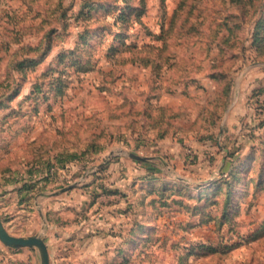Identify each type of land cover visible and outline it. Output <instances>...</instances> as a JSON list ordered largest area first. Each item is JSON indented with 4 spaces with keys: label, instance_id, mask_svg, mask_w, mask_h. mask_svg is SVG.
<instances>
[{
    "label": "rangeland",
    "instance_id": "obj_1",
    "mask_svg": "<svg viewBox=\"0 0 264 264\" xmlns=\"http://www.w3.org/2000/svg\"><path fill=\"white\" fill-rule=\"evenodd\" d=\"M251 71L264 0H0L4 227L29 210L50 264H264V146L232 167L193 146Z\"/></svg>",
    "mask_w": 264,
    "mask_h": 264
},
{
    "label": "crops",
    "instance_id": "obj_2",
    "mask_svg": "<svg viewBox=\"0 0 264 264\" xmlns=\"http://www.w3.org/2000/svg\"><path fill=\"white\" fill-rule=\"evenodd\" d=\"M258 73L259 71H256V72L251 71V72L245 73L244 75H241L242 77L238 78L239 81H242L245 84L250 83L249 84L250 86L249 85L246 86L244 95L239 94L236 97V94L238 93V91L239 92L243 91V89L241 90V86H243V83L238 84V85L235 84L233 86L231 99H229V101L226 104L224 114L222 115L220 119H218V121L220 122L219 124L220 127L216 131V133L219 134L220 137L219 138L217 137L216 139L215 137H213V139H210V137H207L206 139H202L200 141L193 139V146L200 150V154H202L204 151H207V150L214 151V152L217 151L218 153H220L219 155L220 165L224 163L226 165L228 164V160L230 158L228 156L230 152L231 153L234 152L236 155L238 154L240 156H244L246 153L249 152L252 146H254L253 149L258 150V145H255V143H257L256 136L258 135V133L260 134L263 133L264 129H257L255 127L256 122L252 116V112L250 108L251 104L247 96V94L249 93L251 89H253V87L257 86L259 83L264 84V80H258V81L254 80L255 75L257 76ZM251 116L252 118H250ZM248 120H250V122H248ZM246 156L247 155H245L244 157L247 158ZM140 169H141L140 170L141 172L143 168H140ZM146 170L147 169L145 168L144 173H143L144 176L147 173ZM61 190L62 189H60V191ZM96 204L97 202L95 203V205ZM113 207H116V206H114L113 202H111L110 204L105 205L103 208H98V210H100L99 211L100 213L101 212L104 214L106 213L105 215H107L108 212H113ZM21 209L23 208L21 207V205L18 204L15 207V211L13 214L14 219L12 218L13 220L10 221V224H14L16 226L14 229L12 228L14 232L12 234H15V235H23L21 228H18V227H21V225L15 224L18 222L16 220L17 217L19 215H22V216L25 215L24 213H27L26 215H30L29 210L26 209L25 212H22ZM20 212H22V214H20ZM44 215L45 217L48 216L46 215V212H44V214H42V218L44 217ZM96 220L99 221V224L101 223L99 217L96 218ZM35 234H38L40 237H42V239L44 240L47 246L48 243L46 242L44 235H42L41 233H35ZM2 250L5 252L10 251L8 250V248H3V247H2ZM15 252L16 253L19 252L20 256L27 257L28 253H30L31 250H26L23 248L21 249L16 248ZM14 255L18 257L17 254H14Z\"/></svg>",
    "mask_w": 264,
    "mask_h": 264
},
{
    "label": "trees",
    "instance_id": "obj_3",
    "mask_svg": "<svg viewBox=\"0 0 264 264\" xmlns=\"http://www.w3.org/2000/svg\"><path fill=\"white\" fill-rule=\"evenodd\" d=\"M263 91H264V86L260 85L257 88L251 89L250 94L248 96V100H249L250 104L254 105V107L256 109V113L254 115V120L256 121L255 127L257 129H264V100L259 99V95ZM257 138L260 140H264V131H263V133L259 134V136ZM259 145L264 146V141H263V143L258 144V149H259ZM253 148H254V146H252V148L249 150V152L245 154V155H247L246 156L247 158L249 156H252V155H248V154L251 151L255 150ZM228 156L230 157L228 160V164L230 167L236 165L238 162L242 163V160L247 159L244 156H240L238 154L236 155L234 152H232V153L230 152L228 154ZM228 164H226V165H228ZM53 167H55V166H51L49 168L48 171L49 172L51 171L50 173H52V169H54ZM230 173H231V171H229V174ZM44 180H45V183H50L52 181L49 177L44 178ZM102 188H103L104 192H107V193H112V192L116 191V189H113V188L112 189L111 188H104V187H102Z\"/></svg>",
    "mask_w": 264,
    "mask_h": 264
},
{
    "label": "water",
    "instance_id": "obj_4",
    "mask_svg": "<svg viewBox=\"0 0 264 264\" xmlns=\"http://www.w3.org/2000/svg\"><path fill=\"white\" fill-rule=\"evenodd\" d=\"M0 241L13 247L36 248L40 255V264H50L47 246L38 234L35 235H15L9 233L0 219Z\"/></svg>",
    "mask_w": 264,
    "mask_h": 264
}]
</instances>
